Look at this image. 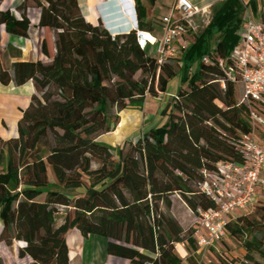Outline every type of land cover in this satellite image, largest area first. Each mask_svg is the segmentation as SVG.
<instances>
[{
	"label": "trees",
	"instance_id": "trees-1",
	"mask_svg": "<svg viewBox=\"0 0 264 264\" xmlns=\"http://www.w3.org/2000/svg\"><path fill=\"white\" fill-rule=\"evenodd\" d=\"M134 1L140 29L155 31L161 17L151 21L148 11L158 0ZM29 7L40 9L54 54L44 39L47 60L15 62L11 70L0 62V84L31 81L35 88L18 137H0V243L23 242L19 259L29 257L26 264H69L67 235L77 229L84 237L106 238L108 255L130 264H207L195 228L184 229L170 209L173 196L195 215L215 208L200 188L205 173L217 172L222 161H243L251 108L238 100L220 62L231 64L244 3L216 4L210 23L192 35L182 55L162 65L139 47L135 31L112 36L97 12L83 16L78 0H24L20 18L0 8V31L4 26L27 37ZM213 32L219 38L210 48ZM180 72L186 86L164 109L163 126L116 148L99 140L115 130L123 110L166 92ZM226 230L208 253L212 264H264L263 204L231 217ZM227 238L241 243L243 259L221 251Z\"/></svg>",
	"mask_w": 264,
	"mask_h": 264
},
{
	"label": "built area",
	"instance_id": "built-area-1",
	"mask_svg": "<svg viewBox=\"0 0 264 264\" xmlns=\"http://www.w3.org/2000/svg\"><path fill=\"white\" fill-rule=\"evenodd\" d=\"M115 1L117 3L110 0L99 2V15L105 17V10L117 4L119 14L130 25L128 32H136L139 47L160 65L178 57L181 48L189 45L190 36L202 27L197 17H201L207 26L212 15L210 5L202 7L192 0H176L169 13L160 18V31L154 33L140 29L134 0ZM238 34L239 43L231 54V64L225 67L220 62V67L227 80L240 86L238 100L251 108L252 130L243 136L240 147L243 161L218 163L217 172L205 173V180L200 184L202 192L215 203V208L199 210L196 214L198 254L207 264H212L208 254L210 249L227 235L228 220L248 208L253 210L259 203L260 191L264 190V10L255 14L244 4ZM203 61L209 63L210 58L205 56ZM221 86L225 88L224 81ZM255 105H261L262 109Z\"/></svg>",
	"mask_w": 264,
	"mask_h": 264
},
{
	"label": "crops",
	"instance_id": "crops-1",
	"mask_svg": "<svg viewBox=\"0 0 264 264\" xmlns=\"http://www.w3.org/2000/svg\"><path fill=\"white\" fill-rule=\"evenodd\" d=\"M24 0H2L1 10H10L16 17L20 18L19 7ZM117 3L115 0H110ZM176 0H158L153 7L149 8L148 19L156 20L169 13L171 7ZM199 6L213 7L223 0H192ZM112 4L105 10L104 26L107 31L115 35L128 33L130 25L128 20L121 17L117 4ZM79 7L85 18L90 17L92 13H98L97 5L94 9H90L89 0H78ZM255 14L258 11H254ZM99 14V13H98ZM27 16L31 22L28 36L18 37L10 35L4 26L0 31V62L5 70H11L12 64L19 61H44L47 57L42 52V42L47 40L50 54H54L53 35L50 30L40 26L41 11L38 8L29 7ZM200 24L201 17H197ZM201 25V24H200ZM157 30L160 31L159 25ZM214 46V45H213ZM212 46V47H213ZM211 47V48H212ZM182 49V48H181ZM35 88L30 81L22 86H15L13 83L9 85L0 84V137L4 140L18 137V122L22 118L23 112L28 107L31 96L34 94ZM161 95V94H160ZM158 95V96H160ZM172 95V94H170ZM177 95V94H176ZM163 96V97H162ZM162 101L154 97L146 98L142 106L129 107L120 113V123L124 122L123 128H115L112 131L99 138L116 148L124 145L126 142H136L142 135L151 130H145L151 127L157 119V115L161 113L166 122V116L163 115L164 109L173 101L168 100L169 94H163ZM239 99V97H238ZM149 100L153 110H148ZM158 102V103H157ZM127 129V130H126ZM117 130V131H116ZM108 136V137H107ZM121 137V138H120ZM117 144V145H116ZM51 174V173H50ZM53 177V174H51ZM54 178V177H53ZM259 197V201H260ZM2 229V220L0 218V232ZM107 239L97 235L84 237L77 229L72 230L67 235V245L69 249V264H130L127 260L109 256L107 253ZM23 242L13 240L11 243L3 241L0 243V258L5 263H20L19 252L24 247ZM28 262L31 261L27 257ZM2 260V261H3Z\"/></svg>",
	"mask_w": 264,
	"mask_h": 264
},
{
	"label": "rangeland",
	"instance_id": "rangeland-1",
	"mask_svg": "<svg viewBox=\"0 0 264 264\" xmlns=\"http://www.w3.org/2000/svg\"><path fill=\"white\" fill-rule=\"evenodd\" d=\"M101 1H103V0H89V2L91 3L90 4V9H94L95 4L97 2H101ZM241 2L244 3V4H246V5H248L253 10L256 9L258 12L261 11V10H264V0H241ZM253 3L255 4L256 8H254ZM200 24L202 26H204L203 22H201V21H200ZM101 26H102V24H101ZM202 28L200 30H202ZM157 29L158 28H156V30ZM218 36L219 35H218L217 32H213L211 38L209 39L210 45H211L210 48L213 45H215L216 41L219 38ZM194 39H195L194 36L191 35L190 38L188 39L189 40V44L191 42H193ZM181 55H182V51H180L179 57ZM197 67H198V65H197V63H195L193 65V67L191 68L192 71H196L197 70ZM182 74H183V72H180L178 75H176L169 82V85L167 87L166 92L160 93L161 94V95L159 94L160 96H151V95H148L146 98L154 97L155 99H158V100H161L162 101L161 96L163 94H167L168 93L169 94V97L167 99L168 100H171V99L173 100V98L175 97V95L180 91L181 87L186 86L182 82ZM170 94H172V95H170ZM240 95H241V89H240V86L238 85L237 86V92H236L237 98L240 97ZM151 104L152 103L149 100V104H148V107L147 108L150 111L153 110L154 108H156V107H151ZM122 123L124 124L125 123V120ZM120 124L121 123L119 122L117 126L119 127ZM164 124H165V119H163V117H162V115L160 113V114L157 115V119L153 123V125H151V127H147L145 130H148L150 128L161 127ZM117 126H116V128H118ZM50 179H51V181H54V178L52 177L51 174H50ZM260 199L261 200L259 201V203L264 205V190H261L260 191ZM172 201H173V204H172V207L170 209V213L179 221V223L182 225V227L184 229L195 228L196 227V215L187 207V205L179 197L173 196L172 197ZM251 210H252V208H248L244 212L251 211ZM176 249H177V252L179 253V255L182 258H185L187 256L186 251L184 250V248L181 245H177L176 246ZM220 249H221V251H227V253L229 255H231L232 257H235L238 260L243 259L244 256H245V254H246V251L243 248V246L241 245V243L238 242V241H236V240H234V239H230V238H227L226 244L220 245ZM27 262H28V259L26 258L25 260L21 261L19 264H26ZM3 264H8V263H5L4 260H3ZM13 264H18V263H13ZM214 264H219V263H214Z\"/></svg>",
	"mask_w": 264,
	"mask_h": 264
},
{
	"label": "clouds",
	"instance_id": "clouds-1",
	"mask_svg": "<svg viewBox=\"0 0 264 264\" xmlns=\"http://www.w3.org/2000/svg\"><path fill=\"white\" fill-rule=\"evenodd\" d=\"M100 17H101V21H102V24H103V27H104V26H105V25H104L105 17H104V16H100ZM105 27H106V26H105ZM105 27H104V28H105ZM105 29H106V28H105Z\"/></svg>",
	"mask_w": 264,
	"mask_h": 264
},
{
	"label": "bare ground",
	"instance_id": "bare-ground-1",
	"mask_svg": "<svg viewBox=\"0 0 264 264\" xmlns=\"http://www.w3.org/2000/svg\"><path fill=\"white\" fill-rule=\"evenodd\" d=\"M123 126H124V124L123 123H121L120 125H119V129H121V128H123ZM127 130V129H126ZM117 131V130H116ZM115 132V131H114ZM121 138V137H120ZM117 145V144H116Z\"/></svg>",
	"mask_w": 264,
	"mask_h": 264
}]
</instances>
